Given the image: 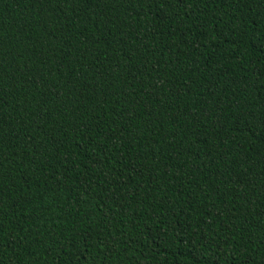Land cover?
<instances>
[{"label": "trees", "instance_id": "trees-1", "mask_svg": "<svg viewBox=\"0 0 264 264\" xmlns=\"http://www.w3.org/2000/svg\"><path fill=\"white\" fill-rule=\"evenodd\" d=\"M0 264H264V0H0Z\"/></svg>", "mask_w": 264, "mask_h": 264}]
</instances>
